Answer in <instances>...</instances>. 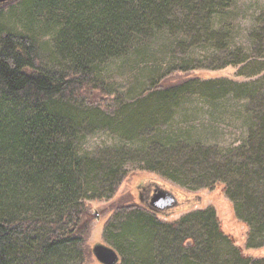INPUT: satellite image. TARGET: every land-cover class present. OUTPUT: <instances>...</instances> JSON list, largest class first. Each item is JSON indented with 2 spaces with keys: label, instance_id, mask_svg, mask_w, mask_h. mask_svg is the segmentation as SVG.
Instances as JSON below:
<instances>
[{
  "label": "trees",
  "instance_id": "16d2710c",
  "mask_svg": "<svg viewBox=\"0 0 264 264\" xmlns=\"http://www.w3.org/2000/svg\"><path fill=\"white\" fill-rule=\"evenodd\" d=\"M20 1L21 16L0 18V264H67L77 252L83 261L82 218L86 199L92 196L82 195H112L127 173L121 158H109L120 152L108 155L109 170L102 177L99 162L77 154L85 128L111 126V119L96 108L111 99L113 104L119 101L100 78L102 66L160 31H185L226 52L233 36L215 20L224 17L234 0H14L0 10ZM22 17L38 20L51 34L55 57L50 62L33 35L5 21ZM259 33L264 50V23ZM229 57L220 68L244 62ZM196 67L180 64L165 71L134 100L129 98L136 102L118 110L111 123L119 135L143 142L140 169L186 189L218 182H224V190L233 187L231 195L247 214L242 221L250 240V225L256 233L264 232V95L257 89L228 90L214 77L173 80L174 74ZM194 88L208 100L231 92L252 98L254 113L262 118L238 155L240 161L212 154L194 137L159 136ZM188 176L192 180L186 182ZM118 203L114 213L125 216L120 233L135 258L130 264H158L153 253L159 247L170 253L162 254V264H219L224 259L264 264V256L243 252L221 226L213 206L187 212L172 225L137 201ZM142 241L150 244L148 251H141ZM181 250H188L189 256L179 259Z\"/></svg>",
  "mask_w": 264,
  "mask_h": 264
},
{
  "label": "rangeland",
  "instance_id": "374dc122",
  "mask_svg": "<svg viewBox=\"0 0 264 264\" xmlns=\"http://www.w3.org/2000/svg\"><path fill=\"white\" fill-rule=\"evenodd\" d=\"M20 3L21 1L15 2L9 8L1 9L0 18H8L11 13L17 14L18 17L21 16L24 10L23 4ZM223 16L221 20H215V22L218 21L221 25H226L233 36L231 46L226 52L216 51L211 45L197 41L185 31L178 30L174 33L160 31L149 42L141 43L127 55L110 59L102 66L100 78L110 96L119 101L113 104L111 99L110 102H107L103 107L108 110L92 107L96 108L99 114L109 117L111 126L103 125L97 129L85 128L80 134L77 154L99 162L103 169L100 171V177H102L103 171L109 170L108 165H105L108 155L114 151L120 152L118 155L111 154L109 158H121V169L126 168L127 173L112 195L107 193L96 197L95 192L82 195L92 196L86 199V212L82 218L84 229L83 261L80 260L77 252L72 254L67 264H102L92 252V245L95 242L113 246L120 256L119 264L133 263L135 258L131 254L130 243L120 233L125 216L114 212L115 206L120 204L118 202L121 200L124 203L136 201L140 203L135 184L142 178H153L165 188L190 195L185 209L172 214H156L157 219L173 225L187 212L213 206L221 226L233 237L236 244L241 246L244 253L264 255V232L256 233L250 225L252 236H250V240H247L248 227L243 222L247 220V214L242 213L243 210L241 211L238 202L231 195L230 191L234 194L233 187L231 190H224L222 188L224 182H218L214 187L200 185L193 189H186L179 182H171L140 169L145 156L143 142L131 141L124 137V134L119 135L115 130V125L111 123L118 110L136 102L128 101L129 98L134 100L140 91L149 87L161 74L180 64L197 67L174 74V81L191 76L214 77L217 84L220 82V87L226 86L228 90H236L239 87L245 90L257 89L259 94L264 95V50L262 49L263 42L259 38V32L264 23V0H234L232 6ZM5 21L22 31L25 29L33 35L47 63L55 57L51 34L44 32L43 25L39 24L38 20H28L26 17H22L18 20L8 19ZM260 37L263 41V37L261 35ZM229 56L242 58L244 62L240 66L229 65L220 68L228 60L225 58H231ZM191 91L193 93L187 97L185 105L179 107L173 115L174 117L170 118V126L167 123H164L165 125L162 123L158 132L159 136L163 135L168 138L174 135L194 137L202 142L201 148L204 145L210 147L212 154L218 157L225 154L227 158L240 161L241 157L238 155L242 156L240 152L244 147H248L249 139L258 129L262 118L260 115H255L252 98L247 94L239 96L231 92L226 96L208 100L198 94V89L194 88ZM80 107L88 108L84 105H80ZM103 110L106 112L104 113ZM262 116L264 117V108ZM185 180L189 182L192 178L188 176ZM233 204L235 208H233ZM186 210L187 212H185ZM95 211H98V217L95 216ZM246 244L249 246L259 245L260 247H248ZM174 247L176 249V246ZM140 249L143 252L148 251L150 244L142 241ZM186 251H179L178 258L184 259L185 255L189 256V251ZM163 253L166 256L170 255L161 247L153 253V256L159 261L158 264H162ZM262 263H264V259ZM174 264L186 263L175 261ZM219 264H235V262L224 259Z\"/></svg>",
  "mask_w": 264,
  "mask_h": 264
},
{
  "label": "water",
  "instance_id": "95a60500",
  "mask_svg": "<svg viewBox=\"0 0 264 264\" xmlns=\"http://www.w3.org/2000/svg\"><path fill=\"white\" fill-rule=\"evenodd\" d=\"M12 1L14 0H0V6ZM145 199L142 196L138 197V200L144 204L146 208L157 213L161 212L163 209L174 206L177 201L173 190L163 186L155 189L152 195ZM98 215V211H95V216L98 217ZM92 252L95 258L102 264H117L120 259L116 249L113 246L103 242H95L92 245Z\"/></svg>",
  "mask_w": 264,
  "mask_h": 264
},
{
  "label": "flooded vegetation",
  "instance_id": "af4514ba",
  "mask_svg": "<svg viewBox=\"0 0 264 264\" xmlns=\"http://www.w3.org/2000/svg\"><path fill=\"white\" fill-rule=\"evenodd\" d=\"M160 186H162V185H160V182L153 179V178H142L136 182L135 189L137 191L138 197L142 196L145 199V198L149 197L150 195H152L154 190ZM173 192L177 198L176 204L174 206H172L170 208L163 209L159 213L154 212V211H152V212L156 213L157 215H163V214L166 215V214H172L175 211L179 212L182 209H185L186 203L189 202L188 200L190 199V195L185 194V193L180 194L178 191H175V190H173ZM145 200H147V199H145ZM142 205L145 206L144 204H142ZM185 212H187V210ZM258 256H260V255H258ZM262 256H264V255H262Z\"/></svg>",
  "mask_w": 264,
  "mask_h": 264
}]
</instances>
